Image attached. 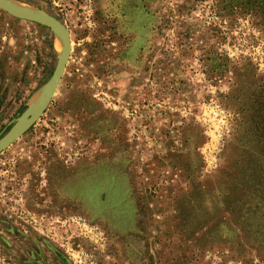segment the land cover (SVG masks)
Masks as SVG:
<instances>
[{"label": "rangeland", "instance_id": "1", "mask_svg": "<svg viewBox=\"0 0 264 264\" xmlns=\"http://www.w3.org/2000/svg\"><path fill=\"white\" fill-rule=\"evenodd\" d=\"M11 1L60 20L71 51L0 151V264H264V186H231L264 163L258 0ZM61 48L0 9V138Z\"/></svg>", "mask_w": 264, "mask_h": 264}, {"label": "water", "instance_id": "2", "mask_svg": "<svg viewBox=\"0 0 264 264\" xmlns=\"http://www.w3.org/2000/svg\"><path fill=\"white\" fill-rule=\"evenodd\" d=\"M0 9L14 18L46 26L58 35L62 42L61 54L41 98L33 106L28 107L13 128L0 138L1 151L20 137L40 116L50 102L66 68L71 51V42L66 27L60 20L50 14L44 12L33 13L30 10L22 12L16 8L5 5L1 0Z\"/></svg>", "mask_w": 264, "mask_h": 264}, {"label": "trees", "instance_id": "3", "mask_svg": "<svg viewBox=\"0 0 264 264\" xmlns=\"http://www.w3.org/2000/svg\"><path fill=\"white\" fill-rule=\"evenodd\" d=\"M248 1L246 2V4L249 3L250 0H245ZM258 5H260L259 7L262 10V14L264 11V0H258ZM264 17V16H263ZM24 110V107H22L19 110V113H21ZM259 156H261V153L258 154ZM254 162V161H253ZM264 162V160L262 161ZM255 163V162H254ZM249 163L251 166L249 167H244V170L240 171V177L236 178V182L235 184H232V188H233V193L236 195V199H240V197H244V196H252L255 187L259 186L258 184L264 186V163ZM260 163V165L258 166V164ZM246 219L243 218L241 223L243 222H247L245 221ZM256 225V224H253ZM230 234L231 236H233V234L235 235V238H240V233L242 234V236L246 239L251 238L252 236L255 235V233L251 234L249 233V231H244V232H239L238 230H234V229H230ZM216 231L215 229L213 230L212 234H211V238H214L213 240L216 239H220L221 236H217L216 235ZM230 240V235H228L226 237V242H228Z\"/></svg>", "mask_w": 264, "mask_h": 264}, {"label": "bare ground", "instance_id": "4", "mask_svg": "<svg viewBox=\"0 0 264 264\" xmlns=\"http://www.w3.org/2000/svg\"><path fill=\"white\" fill-rule=\"evenodd\" d=\"M5 5L7 6H10V7H13V8H16L17 10H20V11H27L29 10L27 7L23 6V5H19L17 3H14L13 1L11 0H1ZM36 100L37 98H34L30 103V105H34L36 103Z\"/></svg>", "mask_w": 264, "mask_h": 264}]
</instances>
